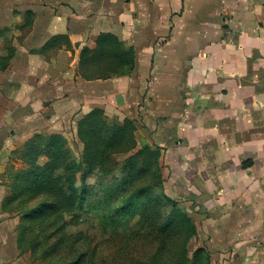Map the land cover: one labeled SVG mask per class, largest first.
Segmentation results:
<instances>
[{
    "label": "crops",
    "instance_id": "0c3cea01",
    "mask_svg": "<svg viewBox=\"0 0 264 264\" xmlns=\"http://www.w3.org/2000/svg\"><path fill=\"white\" fill-rule=\"evenodd\" d=\"M27 10L10 58L27 87L0 88V130L20 129L8 148L40 132L29 116L48 118L47 106H67L53 115L68 124L95 107L133 119L137 140L160 148L165 192L201 213L213 263L264 264V0H29ZM101 33L132 46L131 74H79L81 48ZM54 35L69 45H46ZM1 218L0 207V244L10 224ZM12 262L0 250V264Z\"/></svg>",
    "mask_w": 264,
    "mask_h": 264
},
{
    "label": "rangeland",
    "instance_id": "374dc122",
    "mask_svg": "<svg viewBox=\"0 0 264 264\" xmlns=\"http://www.w3.org/2000/svg\"><path fill=\"white\" fill-rule=\"evenodd\" d=\"M28 4L29 0H0V29L7 25L0 30V61L7 59L9 48L13 46L16 49L23 43L19 38L26 27H22L24 21L19 19H22L21 14ZM27 75L26 68L10 66L9 60L6 69L0 71V88L2 85L11 86L7 84L8 80L4 82L5 79H22L27 87ZM52 107L44 108L48 118L38 113L29 116L32 117V125L36 129L41 128L39 133L59 130L66 137L73 156H79L83 143L76 135V116L71 119L74 122L68 124L69 115L61 119L53 115L54 110L66 113L67 106ZM4 108L9 109V106ZM3 113L4 109L0 108V115ZM108 117L120 123L124 119ZM9 127L0 130V161L3 164L0 173L8 186L0 198L1 219L10 221L9 227L4 226L0 250L9 263L214 264L209 251L199 242L201 213L193 204L186 200L166 199L151 170L142 176L137 162L130 171L126 162L127 173L123 179L128 175L131 181L126 178L123 184L118 179L119 174H123L124 156L131 160L128 157L134 149L113 158L109 155L102 163H94L93 169L88 163L84 164L85 176L80 172L76 176L77 184L83 182L86 185L87 197L82 205L75 208L65 200V188L38 194L32 190V182L21 175L30 169L24 161V149L22 146H7L10 143L8 139H12L11 136L20 129L6 130ZM136 128L137 147L150 145L137 140ZM29 135L32 136L31 133ZM44 160V157L39 158L41 163ZM56 170L54 172L61 174L64 171ZM29 171L34 173V170ZM132 174L136 178H132ZM135 190L143 192L134 194L133 202L127 201ZM120 203L127 205L124 216L112 213L106 220L108 212L114 211ZM36 207L37 211L33 212ZM261 215L264 219V212Z\"/></svg>",
    "mask_w": 264,
    "mask_h": 264
},
{
    "label": "trees",
    "instance_id": "16d2710c",
    "mask_svg": "<svg viewBox=\"0 0 264 264\" xmlns=\"http://www.w3.org/2000/svg\"><path fill=\"white\" fill-rule=\"evenodd\" d=\"M25 14L26 17L22 27L27 28L31 24L33 13L27 10ZM57 42L69 45L66 35H54L47 41L46 45L53 46ZM9 49L11 50L7 55V59L0 61V71L6 69L10 58L14 54L15 47L12 46ZM134 68L135 55L132 46L124 45L117 36L111 33H101L96 39L94 48L83 46L79 52L78 72L85 78L129 75ZM135 128L133 119L126 117L120 123L115 119L109 118L102 108H92L76 122V135L83 143V149L79 156H73L67 145L66 137L61 133L35 132L21 147L24 149V161L30 167L27 171L22 172L21 175H25V180L32 182V190L37 194L50 193L49 191H59L65 188V200L71 203L72 206L75 205L76 208V206L82 205L86 200L88 192L83 182L77 184V172H80L82 176L86 174L83 165L88 163L92 168L94 163H102L109 155H112L113 158L114 155L116 156L119 153H124L125 155L134 149L128 157L131 160H126V156H124L123 174L120 173L118 179L123 184L126 178L131 181L127 177L128 175L123 179V175L127 173L128 167L130 168H128V171H130L137 162L142 176L151 170V174L159 185L161 193L164 194L166 199L173 200L164 191L160 148L151 145L137 147ZM40 157L45 159L42 163L39 161ZM126 162H128L127 168ZM57 168L60 170L64 169L63 173H56ZM29 170H34V173ZM54 170L56 171L54 172ZM132 175V178H136V175ZM138 190L128 196L127 201L133 202V195L143 192ZM44 204L46 205V203ZM126 206V203L118 204L114 211L110 210L108 212L105 219L109 220V216L112 213L124 216ZM37 209L38 207L33 208L32 211L36 212Z\"/></svg>",
    "mask_w": 264,
    "mask_h": 264
}]
</instances>
